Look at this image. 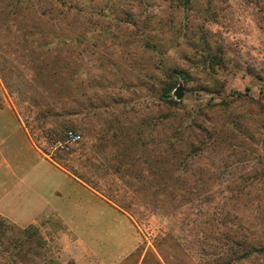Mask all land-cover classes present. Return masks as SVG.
<instances>
[{
    "label": "rangeland",
    "instance_id": "rangeland-1",
    "mask_svg": "<svg viewBox=\"0 0 264 264\" xmlns=\"http://www.w3.org/2000/svg\"><path fill=\"white\" fill-rule=\"evenodd\" d=\"M17 1L0 0V218L39 230L33 264H216L229 238L264 243V0Z\"/></svg>",
    "mask_w": 264,
    "mask_h": 264
},
{
    "label": "trees",
    "instance_id": "trees-1",
    "mask_svg": "<svg viewBox=\"0 0 264 264\" xmlns=\"http://www.w3.org/2000/svg\"><path fill=\"white\" fill-rule=\"evenodd\" d=\"M57 5L60 7H67L66 11L63 13H66L67 11H71L72 5L69 4L67 0H54ZM179 6L181 1V6L183 8L188 9L190 4L192 3V0H178ZM31 1L23 0L22 2L17 1L19 3V6H23L24 8H27L29 3ZM210 4L209 2H207ZM119 22V21H117ZM145 45L148 47V42H145ZM48 46L43 45L42 49H38L39 52H43L47 49ZM172 91V87L167 88L165 91L161 93V100L164 101L166 104H176L171 98L170 95ZM189 132V128H184L183 126H179L177 128H173V135H170L167 137L169 143H174V141H177L179 138H181L180 135H183L185 132ZM190 133H192L190 131ZM190 136L192 134H189ZM208 137H210L211 134L206 133ZM211 138V137H210ZM56 163V162H55ZM58 164V163H56ZM59 165V164H58ZM69 171V170H68ZM76 179L80 180L82 183L87 185L91 190L96 191V188L99 186H95L96 183H93L90 179H87L83 174H75L74 171H69ZM97 185V184H96ZM97 192V191H96ZM102 197L106 198L108 201L115 204L119 209L127 212L128 214H131L130 207L124 204L122 201L118 200L117 197H115L112 193H106L104 191L97 192ZM264 228V227H262ZM13 231L16 232V234L9 235L8 232V226L2 218H0V264H25L30 263L33 264V260H31L33 257V249L32 243L35 242V244L39 248H44L46 246L45 240L39 233V230L34 226H29L25 229H13ZM254 233V232H252ZM262 233H264L262 231ZM251 235V234H250ZM252 236V235H251ZM250 241L248 240V237H243L240 240L236 238H229L226 241L227 246L226 250L224 252H218L216 254V264H234V261H239L243 259H248L253 255H261L264 254V243L259 242L258 239L255 237H252ZM247 240L249 242H247ZM252 240H256L258 242H252ZM225 244H222V246ZM239 251V252H237ZM7 253V254H5ZM240 253V254H239ZM239 254V255H238Z\"/></svg>",
    "mask_w": 264,
    "mask_h": 264
},
{
    "label": "built area",
    "instance_id": "built-area-1",
    "mask_svg": "<svg viewBox=\"0 0 264 264\" xmlns=\"http://www.w3.org/2000/svg\"><path fill=\"white\" fill-rule=\"evenodd\" d=\"M66 138H67V142L70 143H77L80 140V137L71 131L67 132Z\"/></svg>",
    "mask_w": 264,
    "mask_h": 264
},
{
    "label": "water",
    "instance_id": "water-1",
    "mask_svg": "<svg viewBox=\"0 0 264 264\" xmlns=\"http://www.w3.org/2000/svg\"><path fill=\"white\" fill-rule=\"evenodd\" d=\"M176 99H180L182 97V88L181 85H179V87H177L176 91L173 94Z\"/></svg>",
    "mask_w": 264,
    "mask_h": 264
},
{
    "label": "crops",
    "instance_id": "crops-1",
    "mask_svg": "<svg viewBox=\"0 0 264 264\" xmlns=\"http://www.w3.org/2000/svg\"><path fill=\"white\" fill-rule=\"evenodd\" d=\"M3 111V109H0V112H2ZM38 153V152H37ZM39 154V153H38ZM39 156H41L40 154H39ZM42 158V157H41ZM44 159V158H43ZM45 160V159H44ZM46 161V160H45ZM48 162V161H47ZM49 164H50V162H48ZM51 166H53V165H51ZM55 169H57V170H59L58 168H56L55 166H53ZM60 171V170H59ZM61 173H63L62 171H60ZM64 174V173H63ZM64 175H66V174H64ZM68 177V176H67ZM68 178H70V177H68ZM70 179H72V178H70ZM73 180V179H72ZM75 182H77V181H75ZM78 183V182H77ZM36 223V222H35Z\"/></svg>",
    "mask_w": 264,
    "mask_h": 264
}]
</instances>
